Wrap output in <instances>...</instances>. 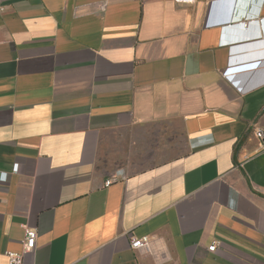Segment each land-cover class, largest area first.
I'll return each instance as SVG.
<instances>
[{
  "label": "crops",
  "instance_id": "0c3cea01",
  "mask_svg": "<svg viewBox=\"0 0 264 264\" xmlns=\"http://www.w3.org/2000/svg\"><path fill=\"white\" fill-rule=\"evenodd\" d=\"M258 42L264 0H0V264H264Z\"/></svg>",
  "mask_w": 264,
  "mask_h": 264
},
{
  "label": "built area",
  "instance_id": "2783aa9c",
  "mask_svg": "<svg viewBox=\"0 0 264 264\" xmlns=\"http://www.w3.org/2000/svg\"><path fill=\"white\" fill-rule=\"evenodd\" d=\"M192 0H174L176 3H189ZM236 50H231L230 54V64H235L238 62V56L235 54ZM240 61V59H239ZM254 137L259 142V151L264 154V131L261 129H256L254 131ZM18 167L14 165L12 172L16 173ZM7 180V173H0V183H5ZM115 182V179L107 180L104 185L109 186ZM37 239V232L35 229L24 227L23 239L21 241V251L16 252H6L4 256L7 260V264H24L25 258L29 256L35 248ZM130 247L136 251L149 252L151 250V240L149 237L144 236L140 238L132 237L130 240ZM217 247V242H213L209 247L208 251L213 252Z\"/></svg>",
  "mask_w": 264,
  "mask_h": 264
},
{
  "label": "water",
  "instance_id": "95a60500",
  "mask_svg": "<svg viewBox=\"0 0 264 264\" xmlns=\"http://www.w3.org/2000/svg\"><path fill=\"white\" fill-rule=\"evenodd\" d=\"M261 45H264V42H258V43L252 44V45H246V46H243L242 48H246V47L247 48H256V47H259ZM260 57H264V52L261 53Z\"/></svg>",
  "mask_w": 264,
  "mask_h": 264
}]
</instances>
